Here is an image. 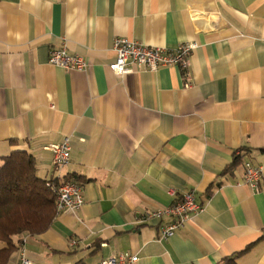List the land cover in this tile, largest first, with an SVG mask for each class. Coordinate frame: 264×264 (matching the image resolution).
<instances>
[{
	"label": "crops",
	"instance_id": "obj_1",
	"mask_svg": "<svg viewBox=\"0 0 264 264\" xmlns=\"http://www.w3.org/2000/svg\"><path fill=\"white\" fill-rule=\"evenodd\" d=\"M176 48L179 66L116 75L114 42ZM81 54L85 70L49 62ZM70 138L62 168L46 147ZM264 0H0V165L26 150L38 174L82 185L84 203L24 235L34 264H264ZM240 157L237 164L235 160ZM263 167L260 190L245 162ZM195 191L201 211L169 238L142 218ZM20 248V249H21ZM20 251L9 264H18Z\"/></svg>",
	"mask_w": 264,
	"mask_h": 264
},
{
	"label": "built area",
	"instance_id": "obj_2",
	"mask_svg": "<svg viewBox=\"0 0 264 264\" xmlns=\"http://www.w3.org/2000/svg\"><path fill=\"white\" fill-rule=\"evenodd\" d=\"M198 47L196 42H183L176 48L150 46L138 41L118 37L114 42L116 58L109 64L110 69L119 76L132 71V64L143 66L151 71H156L163 66H179L186 74L190 73V56ZM49 62L64 68L74 70H85L88 66L85 57L81 54H71L66 47L54 48L50 51ZM53 154L54 165L57 168L65 166L71 155L70 138L66 137L62 142L50 144L46 147ZM263 178V167L255 165L251 161L245 162L244 181L255 191L260 190V182ZM56 194V210L60 213L63 210L75 211L84 203L82 185L76 181L62 180L55 183H48ZM201 211L200 205L196 202L195 191H188L172 205L147 213L142 220L164 217L171 218L170 223L165 225L161 231L160 238L173 236L177 229L182 228L193 217ZM139 260L137 254L111 255L102 259L99 264H135ZM18 264H34L28 257L24 247L20 249V260Z\"/></svg>",
	"mask_w": 264,
	"mask_h": 264
},
{
	"label": "trees",
	"instance_id": "obj_3",
	"mask_svg": "<svg viewBox=\"0 0 264 264\" xmlns=\"http://www.w3.org/2000/svg\"><path fill=\"white\" fill-rule=\"evenodd\" d=\"M1 159L0 264H9L12 256L20 251L24 235H38L51 227L58 213L56 194L48 183L58 180L41 177L35 156L26 150L13 151ZM239 161L238 156L234 164ZM250 247L217 264H240L239 256ZM73 264L87 262L80 259Z\"/></svg>",
	"mask_w": 264,
	"mask_h": 264
},
{
	"label": "rangeland",
	"instance_id": "obj_4",
	"mask_svg": "<svg viewBox=\"0 0 264 264\" xmlns=\"http://www.w3.org/2000/svg\"><path fill=\"white\" fill-rule=\"evenodd\" d=\"M2 246V243L0 242V247Z\"/></svg>",
	"mask_w": 264,
	"mask_h": 264
}]
</instances>
